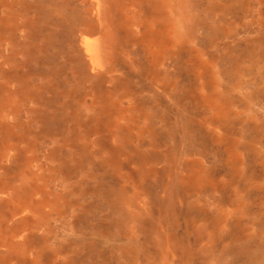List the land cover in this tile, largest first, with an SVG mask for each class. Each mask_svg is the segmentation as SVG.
Listing matches in <instances>:
<instances>
[{"label":"rangeland","instance_id":"374dc122","mask_svg":"<svg viewBox=\"0 0 264 264\" xmlns=\"http://www.w3.org/2000/svg\"><path fill=\"white\" fill-rule=\"evenodd\" d=\"M0 264H264V0H0Z\"/></svg>","mask_w":264,"mask_h":264}]
</instances>
